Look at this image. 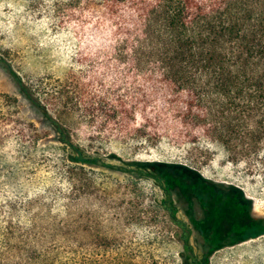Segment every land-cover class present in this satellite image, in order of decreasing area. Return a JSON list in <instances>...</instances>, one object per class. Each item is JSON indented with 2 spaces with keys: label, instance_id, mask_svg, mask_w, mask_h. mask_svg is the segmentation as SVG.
<instances>
[{
  "label": "trees",
  "instance_id": "obj_1",
  "mask_svg": "<svg viewBox=\"0 0 264 264\" xmlns=\"http://www.w3.org/2000/svg\"><path fill=\"white\" fill-rule=\"evenodd\" d=\"M130 1L131 39L118 41L119 60H126L130 70L146 73V88L173 95L163 105L181 103L170 117L194 122V131L187 135L210 137L233 161H248L253 167L264 163V0ZM0 64L53 132L44 138L33 122L22 118L16 97L0 92V200L8 202L11 213L17 211L21 195H29L30 172L41 164L65 172L75 192L109 193L107 185L90 177L101 170L129 180H151L161 192L160 198H153L155 204L143 194L137 202L115 203V231L101 230L99 220L73 216L68 206L67 212L56 208L57 216L28 215L22 222L5 219L0 210V264H211L215 250L264 234V216L253 215L252 200L242 188L225 185L230 190L225 196L223 185L178 161L125 160L115 153L86 150L52 118L38 91L2 55ZM125 186L126 195H134L135 184L127 181ZM187 190L200 200L206 218L214 219L194 222L203 232L199 252L187 223L176 215L175 200ZM236 202L247 220L232 222L223 231L220 219ZM24 203L25 212L31 213L36 203ZM159 210L168 213L167 220L158 219ZM152 224L155 230L149 229ZM171 242L181 250L169 262L162 244Z\"/></svg>",
  "mask_w": 264,
  "mask_h": 264
},
{
  "label": "rangeland",
  "instance_id": "obj_2",
  "mask_svg": "<svg viewBox=\"0 0 264 264\" xmlns=\"http://www.w3.org/2000/svg\"><path fill=\"white\" fill-rule=\"evenodd\" d=\"M131 12L130 0H0V55L38 91L52 118L64 125L71 139L86 150L115 153L125 160L181 162L213 183L242 188L252 200L253 215L263 217L264 163H254L253 167L248 161H233L224 147L210 137L187 135V131H194V122L181 123L178 117H170V111L180 109L181 103L163 105L164 99L173 95L158 87L146 88V73L130 70L126 60H119L115 53L118 41L131 39L128 33L132 28ZM5 67L0 64V92L15 96L22 118L33 122L44 138H50L53 132L43 122L42 113L33 110L18 93ZM27 176L22 178L25 190ZM29 177V195H21L16 212L11 213L8 202L0 200L5 219L22 222L28 215L53 216L56 208L67 212L68 206L73 216L99 220L101 230L115 231L118 230L115 203L137 202L143 194L148 203L155 204L153 198L161 197L151 180H129L103 170L92 172L90 177L107 185L110 188L107 194L75 192L68 175L50 165L41 164ZM127 181L135 184L134 195H126ZM229 191L225 187L224 195ZM26 199L36 203L29 214L23 206ZM175 205L176 215L187 223L191 243L199 252L203 232L194 222L214 219L206 218L205 208L189 190L175 200ZM237 205L238 202L227 216L221 217V230L228 229L232 222L247 220ZM50 206L52 210L48 212ZM150 208L156 212V207ZM156 214L158 219L168 218V213L162 210ZM155 227L152 224L149 229ZM170 229L178 230L176 226ZM162 245L166 256H171L167 258L169 262L173 254L178 258L181 246L177 242ZM210 261L264 264V234L223 246L212 253Z\"/></svg>",
  "mask_w": 264,
  "mask_h": 264
}]
</instances>
